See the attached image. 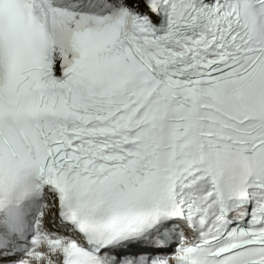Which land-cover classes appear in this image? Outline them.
<instances>
[{"label": "snow or ice", "instance_id": "1", "mask_svg": "<svg viewBox=\"0 0 264 264\" xmlns=\"http://www.w3.org/2000/svg\"><path fill=\"white\" fill-rule=\"evenodd\" d=\"M0 264H264V0H0Z\"/></svg>", "mask_w": 264, "mask_h": 264}, {"label": "clouds", "instance_id": "2", "mask_svg": "<svg viewBox=\"0 0 264 264\" xmlns=\"http://www.w3.org/2000/svg\"><path fill=\"white\" fill-rule=\"evenodd\" d=\"M233 165H234V166H238V167H240V168H244V167H246L244 161L241 160V159H239V158H235V159L233 160ZM228 180H229V183H230V184L233 183V182H234V176H233V175H229Z\"/></svg>", "mask_w": 264, "mask_h": 264}]
</instances>
